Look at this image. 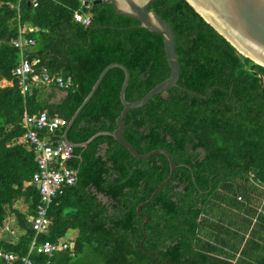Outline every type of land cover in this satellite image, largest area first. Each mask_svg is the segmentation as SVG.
<instances>
[{"label": "trees", "instance_id": "16d2710c", "mask_svg": "<svg viewBox=\"0 0 264 264\" xmlns=\"http://www.w3.org/2000/svg\"><path fill=\"white\" fill-rule=\"evenodd\" d=\"M18 1L0 0V252L33 264H264V67L186 0H154L150 7L175 33L177 87L124 120L123 137L139 154L171 155L178 167L172 181L141 215L138 207L170 177L168 159L138 160L113 137H99L74 149L70 165L78 183L53 201L52 225L37 235L39 165L33 148L20 142L25 114L47 112L70 123L111 64L129 70L131 103L168 80L171 69L163 36L117 14L108 1L86 8L81 0H37L38 7L22 0L13 9ZM78 12L92 17L90 26L76 21ZM22 28L36 43L29 54L36 75L26 94L12 74L20 63L13 42ZM45 70L71 78L72 88L48 86ZM124 81L121 69L106 75L70 129L71 143L117 130ZM57 91L67 97L52 103ZM66 128L46 135L61 141ZM62 240L68 249L32 253L35 243Z\"/></svg>", "mask_w": 264, "mask_h": 264}, {"label": "water", "instance_id": "95a60500", "mask_svg": "<svg viewBox=\"0 0 264 264\" xmlns=\"http://www.w3.org/2000/svg\"><path fill=\"white\" fill-rule=\"evenodd\" d=\"M104 0H97L94 4H101ZM115 9L116 13L140 22V28L151 33L162 35L164 38L167 61L171 69L168 80L151 90L143 99L137 102H128L126 92L130 83V72L121 64H111L100 75L90 95L77 110L64 133L63 139L73 148H87L94 140L102 136H111L124 146L136 159L147 160L155 155L165 156L170 164V177L165 180L153 193L152 197L138 207L142 208L150 204L159 192L172 181L178 167L171 155L164 150H155L146 155L139 154L123 137L125 131L124 120L130 110L146 106L155 96L177 87L180 78V64L177 53L176 36L169 24L163 20L156 11L150 9L154 0H106ZM192 8L215 30L232 44L243 56L249 58L255 64L264 67V0H186ZM85 6H90V0H84ZM30 6L31 3H28ZM113 69H121L125 73V81L120 98L124 110L117 120V130L112 133L102 132L92 137L83 144H73L68 139V133L76 120L95 96L106 75ZM148 221V218H147Z\"/></svg>", "mask_w": 264, "mask_h": 264}, {"label": "built area", "instance_id": "2783aa9c", "mask_svg": "<svg viewBox=\"0 0 264 264\" xmlns=\"http://www.w3.org/2000/svg\"><path fill=\"white\" fill-rule=\"evenodd\" d=\"M30 1L34 7H38L37 0ZM81 1L84 5V0ZM95 1L97 0H90V5ZM75 19L86 27L91 25L92 18L88 14L78 12ZM29 31L33 32L34 29L30 28ZM27 32L26 28L20 29L18 38L13 42L20 55V63L13 70V76L19 81V87L23 93L29 92L33 76L36 75L35 66L37 65V62H32L29 58L30 51L36 43L33 39L25 36ZM43 79L47 85H55L62 90H69L73 86L71 78L64 79L58 76H51L47 70L44 72ZM67 125L68 121L66 119L59 117L50 119L47 112L37 116H26L24 121L26 133L22 139L25 140L29 147L33 148L39 165L38 173L33 178V184L37 186L41 195L34 225L37 235L46 233L52 225L49 213L53 201L58 196H61L67 188L74 187L78 183L79 172L70 165L74 159V148L64 140H62V143L54 144L50 138L43 137L45 136L44 134L53 133ZM6 230L10 231L8 228ZM12 234L14 233L12 232ZM61 243V245L46 243L42 247H37L35 243L32 247V253L50 255L60 250L68 249V246L64 244V240ZM0 258H4L6 264H33L30 257L20 258L15 254L0 252Z\"/></svg>", "mask_w": 264, "mask_h": 264}, {"label": "clouds", "instance_id": "9594fccd", "mask_svg": "<svg viewBox=\"0 0 264 264\" xmlns=\"http://www.w3.org/2000/svg\"><path fill=\"white\" fill-rule=\"evenodd\" d=\"M21 1L22 0H19L18 1V4L17 5H13L12 6V8L13 9H19V7H20V3H21ZM28 1V3H31V5H33V3L30 1V0H27ZM106 1V0H105ZM83 4V3H82ZM92 4H94V3H92ZM34 6V5H33ZM84 7H86L85 6V2H84V5H83ZM91 7V5L88 7V8H90ZM87 8V7H86ZM90 16V15H89ZM91 17V16H90ZM92 18V17H91ZM32 61V60H31ZM32 62H37V61H32ZM37 66V65H36ZM36 66H35V71H36ZM12 74H13V72H12ZM48 86H50V85H48ZM53 86H55V85H53ZM57 87V86H56ZM58 88V87H57ZM59 90H62V89H60V88H58ZM70 90V89H69ZM63 91H68V90H63ZM23 92V91H22ZM28 93V92H27ZM24 94H26V93H24ZM44 113V112H43ZM40 115V114H39ZM26 116H29L28 114H25V118H26ZM35 116H37V115H35ZM25 118H24V121H25ZM50 118V117H49ZM59 118H61V117H59ZM50 119H52V118H50ZM64 119V118H63ZM68 125H69V122H68ZM68 125L66 126V127H68ZM65 128V127H64ZM63 129V128H62ZM61 130V129H60ZM58 131V130H57ZM46 135V134H45ZM22 139V138H21ZM22 143V142H21ZM25 144V143H24ZM41 201V200H40Z\"/></svg>", "mask_w": 264, "mask_h": 264}, {"label": "crops", "instance_id": "0c3cea01", "mask_svg": "<svg viewBox=\"0 0 264 264\" xmlns=\"http://www.w3.org/2000/svg\"><path fill=\"white\" fill-rule=\"evenodd\" d=\"M66 97H67L66 92L57 91V97L54 100H52V103H61L63 102V100H65Z\"/></svg>", "mask_w": 264, "mask_h": 264}, {"label": "rangeland", "instance_id": "374dc122", "mask_svg": "<svg viewBox=\"0 0 264 264\" xmlns=\"http://www.w3.org/2000/svg\"><path fill=\"white\" fill-rule=\"evenodd\" d=\"M3 86L4 87H6V86H11V84H8L7 82H4L3 83ZM43 137H47V138H49L47 135H45V136H43ZM51 140V139H50ZM62 140H64V139H62ZM62 140L61 141H54L53 143L54 144H59V143H62ZM65 141V140H64ZM20 142H24L25 143V140L24 139H21L20 140ZM57 142V143H56ZM26 144V143H25ZM75 149V148H74ZM74 149H73V151H74ZM71 164V163H70ZM69 235H71V234H69Z\"/></svg>", "mask_w": 264, "mask_h": 264}, {"label": "bare ground", "instance_id": "6f19581e", "mask_svg": "<svg viewBox=\"0 0 264 264\" xmlns=\"http://www.w3.org/2000/svg\"><path fill=\"white\" fill-rule=\"evenodd\" d=\"M18 81V80H17ZM49 115V114H48Z\"/></svg>", "mask_w": 264, "mask_h": 264}]
</instances>
